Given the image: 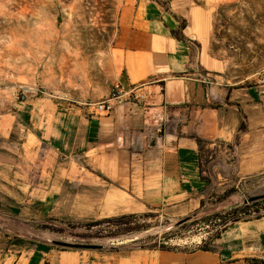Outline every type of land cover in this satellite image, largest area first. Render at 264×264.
Listing matches in <instances>:
<instances>
[{
    "label": "crops",
    "instance_id": "obj_1",
    "mask_svg": "<svg viewBox=\"0 0 264 264\" xmlns=\"http://www.w3.org/2000/svg\"><path fill=\"white\" fill-rule=\"evenodd\" d=\"M213 2L137 0L107 64H92L68 102L52 110L0 95V196L16 203L20 219L188 215L200 208L203 189L198 139L232 145L242 133L264 148V84L248 64L215 54ZM116 83L143 85L146 99L124 96L112 113L96 115L90 104ZM218 257L119 245L62 252L58 264H211Z\"/></svg>",
    "mask_w": 264,
    "mask_h": 264
},
{
    "label": "rangeland",
    "instance_id": "obj_2",
    "mask_svg": "<svg viewBox=\"0 0 264 264\" xmlns=\"http://www.w3.org/2000/svg\"><path fill=\"white\" fill-rule=\"evenodd\" d=\"M136 1L0 0V95L9 100L19 86L38 87L43 93L27 101L40 100L50 110L68 102L73 85L83 80L92 64H107L117 32ZM211 8L215 13V54L226 64H248L251 71L264 72V0H214ZM244 138L239 134L232 145L207 140L202 143L201 200L210 211L197 217L194 212L182 215L161 210L147 211L143 218L98 226L50 219L27 222L18 217L14 201L0 196V264H28L31 256L30 264L43 260L42 264H58L62 252L80 254L94 250L55 242L122 245L148 251H162L165 247L176 253L193 254L200 252L196 250L203 241L209 244L213 235L211 228L194 223L196 219L246 205L250 209L241 216L251 220L248 222L259 221L255 223L258 225L245 226L244 221L231 224L212 245L219 257L211 264H261L264 148L256 147L261 142L255 141L251 146ZM225 192H230L229 196L219 201L217 197ZM250 198L259 199L248 203ZM187 217L188 222L177 225ZM257 217L260 220H254Z\"/></svg>",
    "mask_w": 264,
    "mask_h": 264
},
{
    "label": "trees",
    "instance_id": "obj_3",
    "mask_svg": "<svg viewBox=\"0 0 264 264\" xmlns=\"http://www.w3.org/2000/svg\"><path fill=\"white\" fill-rule=\"evenodd\" d=\"M176 37H179V35L176 34ZM205 141L202 139H198V145L199 149L201 148L202 143ZM201 158V157H200ZM202 165V163H201ZM230 192H225L222 196H218V200L222 201L226 197H228ZM216 205V204H213ZM205 205L204 200H201L200 202V208L194 212L193 216L197 217L199 214L205 213L207 211H210ZM250 209V205L243 206L241 208L232 209L231 211H227L225 213H207L206 217H203L201 219H196L194 223L203 225V228H211V232H213V235L209 237V244L206 243V241L202 242V245L197 247L196 251H202V252H209V253H217V249L212 246L214 243L222 238V235L228 231L230 228V225L237 222H248L251 220H248L247 218H244L241 215H246L247 211ZM146 217V214H139V215H125L120 216L116 218H109V219H103L99 221H93L89 222L91 226H98L102 223H113L116 220H126V219H135V218H143ZM254 220H260L259 217L254 218ZM185 226V225H183ZM150 251H155V249H149ZM162 251H169V252H175L174 250H169L165 247L161 248ZM261 264H264V261L260 262Z\"/></svg>",
    "mask_w": 264,
    "mask_h": 264
},
{
    "label": "built area",
    "instance_id": "obj_4",
    "mask_svg": "<svg viewBox=\"0 0 264 264\" xmlns=\"http://www.w3.org/2000/svg\"><path fill=\"white\" fill-rule=\"evenodd\" d=\"M260 84H264V72L259 74ZM143 85H135L129 90H125L120 84H113L109 89L108 97L100 100L94 104H90L94 107L96 115L110 114L114 111L117 104L122 102L124 96H127L128 101L132 103H140L146 99V94L142 92ZM42 89L38 87L19 86L9 96V103L13 102H25L31 96H37L42 94Z\"/></svg>",
    "mask_w": 264,
    "mask_h": 264
},
{
    "label": "water",
    "instance_id": "obj_5",
    "mask_svg": "<svg viewBox=\"0 0 264 264\" xmlns=\"http://www.w3.org/2000/svg\"><path fill=\"white\" fill-rule=\"evenodd\" d=\"M258 199L259 198H250L248 200V203L256 201ZM189 220H190V217H187V218L179 221L177 225L185 224ZM55 244L60 245V246H64V247H69V248H76V249H99V248H102L101 246H95V245H75V244H68V243H63V242H55Z\"/></svg>",
    "mask_w": 264,
    "mask_h": 264
}]
</instances>
